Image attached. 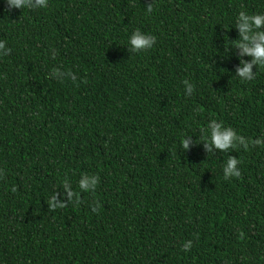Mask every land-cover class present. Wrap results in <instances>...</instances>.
<instances>
[{"label":"trees","instance_id":"trees-1","mask_svg":"<svg viewBox=\"0 0 264 264\" xmlns=\"http://www.w3.org/2000/svg\"><path fill=\"white\" fill-rule=\"evenodd\" d=\"M240 11L264 0H0V264H264V146L203 140L215 120L264 143Z\"/></svg>","mask_w":264,"mask_h":264},{"label":"clouds","instance_id":"clouds-1","mask_svg":"<svg viewBox=\"0 0 264 264\" xmlns=\"http://www.w3.org/2000/svg\"><path fill=\"white\" fill-rule=\"evenodd\" d=\"M7 5L10 8H46L48 0H35L32 3L31 0H6ZM147 11H152L151 6ZM236 26L239 29V40L235 41V44L242 49L243 53L252 57L250 62H243V66L238 68V73L242 80H251L253 74L251 68L253 64L264 66V14L250 15L245 11H240L236 17ZM156 42V37L150 34L144 33L139 29H135L127 37V44L133 51L139 52L142 50L151 49ZM0 47H3V42H0ZM52 74L61 78L64 73H61L58 68L52 69ZM187 83V81H185ZM189 89L191 86L189 85ZM203 140L207 143L213 144L215 147L221 150H228L235 148L237 143L243 145L245 149L248 148L249 143L264 146V143L260 139L255 141H245L244 137L239 136L231 127H226L222 122L215 120L209 121L207 131L203 136ZM187 140L182 141V147H187ZM239 163L238 159L229 157L223 164L224 179H228L229 175L240 177V170L236 165ZM79 187L85 191H91L95 188L97 183V177L94 175L83 174L79 180ZM97 208L94 207L93 211ZM192 247V241L188 240L184 242L182 248L184 251H189Z\"/></svg>","mask_w":264,"mask_h":264}]
</instances>
